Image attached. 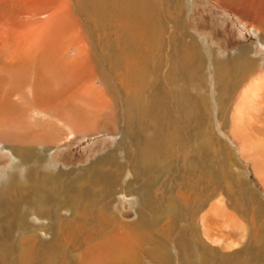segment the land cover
Instances as JSON below:
<instances>
[{
	"label": "bare ground",
	"instance_id": "obj_1",
	"mask_svg": "<svg viewBox=\"0 0 264 264\" xmlns=\"http://www.w3.org/2000/svg\"><path fill=\"white\" fill-rule=\"evenodd\" d=\"M162 1L169 3V0ZM179 3L180 0H172L171 9L173 10V5L178 6ZM36 4L39 5L25 12L26 18L14 19L13 29L9 30V34H6L8 40L0 41V50L11 51L12 55L10 59L9 53L5 54L4 61L0 63V144L7 145L11 153L23 163L34 162L41 160L43 154L49 151L43 147L47 142H54L60 137V133L54 131H62L63 127L68 125L70 127L67 128L75 132L83 129L77 127L80 124L85 127L88 122L94 125H103L101 121H104V128L122 131L120 139L122 145L130 140L128 144L133 145L135 150L132 155L129 153L125 155L130 166H121L116 158L108 155L99 158L86 168L72 171V173H77L73 175V178L76 177V179H70L74 183L71 182L69 187L67 182L70 181L64 180L62 184L67 192L52 190V194H56L58 197L54 200H47L46 197L40 198L32 214L37 219L55 221L63 207L66 206V201L60 196L75 197V200L86 196L97 205L107 207L110 199L113 200L117 195L132 196L130 194L132 191L138 193V200L141 204L140 211L142 208H151L149 204L152 203V200L146 192L149 188L157 185L160 176H163L165 172L170 174L169 169L172 171L171 166L174 162L171 160V154L167 155L166 151L173 145V142L175 146H180L183 149L191 147L193 151L190 150V153H194L197 159L204 157L203 153L211 148L206 135L203 136L201 132V127L207 119V115L210 114H207L208 109H206L209 103H206V99L202 97L186 99V96L181 93L170 91V85L176 81L180 83L185 79H189V81L201 79L196 77L207 61L204 60L203 55L202 57L198 56L193 49L192 43L195 44L197 40L192 39L190 33L180 25L181 22L178 23L176 16L171 23L173 30L168 32L166 27L163 30L166 33L162 35L161 28L163 27L159 23L158 0H40ZM42 8L45 9L43 13L37 12ZM188 8L191 9L190 3H188ZM81 19H84V22ZM114 22L117 23V26ZM3 27L0 28L3 29ZM14 27L17 28L14 29ZM112 28L123 40V46H121V51L118 47L112 48L107 53L105 50L113 46L104 47L102 44L101 47L95 45V41ZM134 33H137L138 39L133 37ZM259 34L261 35L260 32ZM84 35L92 36V48L86 44ZM196 45L198 46V44ZM249 47L242 48L230 61L220 64L214 62V58H210L212 56L210 53L208 54L209 62L214 63L213 75L222 77L220 79L223 83L217 99L222 119L223 116L231 115L230 110L234 102L230 100L232 103L223 104L220 96L237 95L242 87V82L246 79H253L252 75L257 63L252 56L253 48ZM73 49H76V54L71 59L68 54ZM129 54L135 56L132 63L127 61ZM200 57L201 59H199ZM151 61L153 64H150ZM230 68L235 71L237 69V79L230 73L227 76L224 75L225 72H229ZM113 69H121L124 72L113 73ZM17 75H26L27 78L17 80L13 84L12 80H15L13 78ZM114 75L117 76V81ZM96 82H100L103 88L96 87ZM246 82L248 81L246 80ZM26 86L30 88L28 89ZM14 97H17L18 101H14ZM43 114L47 117L44 124L35 118L36 115ZM77 115L81 117L80 123H78V118L76 119ZM55 121L60 122L62 127H56ZM194 124H198L200 127V130L197 131L199 132L198 137H193L199 142H197L198 145L189 147L190 138H192L191 129ZM72 131L69 135L73 134ZM44 132H54V134L45 135ZM252 147L254 148L244 146L242 154L245 158L255 160L258 163L255 165V170L260 172L264 168V163L261 164L257 161L258 155L261 153L257 147L255 148L254 145ZM225 153L226 151L224 155ZM225 156L223 157L227 164L225 168L228 166L232 168L235 163L236 168L244 169L239 166L238 161L233 160L234 163L231 161L228 152ZM165 158L166 161L160 163V160ZM173 168L175 170L174 166ZM125 171L132 173L133 180L121 191L122 174ZM159 171L160 174L156 175ZM69 176H71L70 173H65L59 175L58 178L65 179ZM231 176L236 177L233 183L238 192H228L227 197L229 203L237 211L230 212L226 208L216 209L215 205H210L207 195L205 197L200 195L198 204H201V210L208 209L207 215L218 214L221 210L228 215L225 223L227 222L231 227V232L226 248L231 251L227 254L228 258L232 260L225 256L226 253L221 254L220 250L208 244L207 239L200 235V229L194 220V223H189L192 225L185 228L184 232L178 231L179 234L181 233L180 238L186 235L184 243H179L180 248H178V244L174 245V249L178 253V258L174 259H178L179 263L264 264V201L252 190L249 183L240 179L238 173ZM261 179L264 182V177ZM191 184L188 186L193 188L195 180ZM229 187L234 189L231 185L227 188ZM42 195L47 196L48 192H44ZM152 198L154 201L157 199L154 194H152ZM2 199L6 200L3 197L0 198V247L5 239L12 237L13 224L23 222L24 229L29 228L20 216H14L15 211L20 209L14 205L15 202L8 204ZM162 200L160 199V201ZM160 201L155 202L157 204ZM238 202L246 203L247 207L249 206L253 210L258 221L262 222L260 228L255 229L256 234L252 238L251 244H249L248 238L250 236H246V229L234 226V222L238 221L244 213V209L242 210L238 206ZM231 205L229 208H232ZM147 218L152 221L158 216L139 214V221L134 227L137 229L135 230L137 235L134 236L142 240L148 238L159 261L163 260L174 264L173 253L170 254V247L168 248L169 244L158 235L155 236L152 231L154 228L152 222L145 221ZM177 219L179 220V217ZM148 223L149 226L146 227ZM173 228L169 229L171 235L177 231ZM180 238L179 241L182 240ZM126 242L128 244H123L122 254L112 258V254L109 253L108 260L102 256V260L105 258L104 263L106 261L105 264H116V261H119V264H135L138 259L134 260L132 255L137 251L132 246L133 243L128 239ZM50 248V251L46 250L41 257L38 256V264H52L56 261L55 253L57 251L54 252L52 247ZM10 252L12 253V250ZM1 255L8 256L9 260L13 259L12 254L5 253L2 248H0V259ZM186 257L187 259H185ZM87 262L81 263L86 264ZM93 263L95 264V262ZM161 263L163 262L161 261Z\"/></svg>",
	"mask_w": 264,
	"mask_h": 264
},
{
	"label": "rangeland",
	"instance_id": "obj_2",
	"mask_svg": "<svg viewBox=\"0 0 264 264\" xmlns=\"http://www.w3.org/2000/svg\"><path fill=\"white\" fill-rule=\"evenodd\" d=\"M39 1L40 0H0V25L4 26L3 29L0 28V41L8 40L6 34H9L13 29L12 25L14 24V19L18 20L21 17L26 18L24 16L25 12L38 6L39 4L36 3H39ZM158 1L160 6V12L158 14L159 23L161 27H163L161 28L162 35L166 33L163 31L166 27L168 32L173 30L171 28V23L176 18L178 23L181 22V24H179L190 33L192 39L197 40L195 44L192 43L196 54L201 57L203 55L204 60L206 59L207 61L202 69L199 70V74L196 77L201 78L200 80L189 81V79H185L180 83L176 81L170 85L171 88L168 83L167 85L171 92L176 91L181 93V95L186 96V99H188V97L191 99L202 97L206 99V103H209L206 109H208L207 114H210L207 115V119L201 127V132L203 136L206 135L211 148L205 151L206 153H203L204 157L198 159L195 157L194 153H190V150H192L190 145H198L197 142H199L193 139L194 136L198 137L199 132L197 131L200 130L198 124H194L195 127L193 126L191 129L193 132L191 131L192 138H190V148L183 149L180 146H175L173 142V145L166 151L167 155L171 154V160L174 162L171 166L172 171L169 169L170 174L165 172L163 176H160L157 185L153 188H149L146 192L147 196L152 200V203L149 204L151 208H142V211H140L141 204L138 200V193L134 191L130 192L132 196L125 197L124 195H117L113 200L110 199L109 206L107 207H103L99 204L97 205L96 202H93L86 196H82L79 200H75V197L65 198L60 196V198L66 201V206L63 207L58 216L62 219L58 217L55 221L51 219H37L36 216L32 214V211L36 209L39 199L42 197H46L47 200H54L57 198L58 196H56V194H52V190L56 192L60 190L62 192H67V189L65 190L62 184L64 180L70 181V179H76V177L73 178V175L77 173H72V171H79L82 168H86L99 158L108 155H112L116 158L121 166H130V162L125 155L128 153L132 155L135 150L133 145L128 144L130 140L126 143L127 145H122L120 143L122 131L113 128H104V121H101L103 125H94L88 122L89 125L87 123L86 127L83 126V124L79 126L76 124L77 127L83 129L75 132L67 128L70 127L68 125L67 127H63L62 131H54L60 133V137L58 140L51 143L47 142L45 146H43L49 149L48 152L43 154V158L36 161L38 163L35 165H33V162L24 163L30 165L27 184H21L13 178L11 184L6 189H0V198L3 197L6 199H2L3 202L8 204H13L15 202L14 205L20 209L15 211L14 216H20L29 227L24 229L23 222L12 225L14 227V229H11L13 234L12 237L5 239L0 248H2L5 253L9 255L12 254L13 259L9 260L8 256L1 255V259L3 260L0 259V264H10V262H12V264H38L37 261L39 257H41L46 250L50 251V247H52L54 252L57 251L55 253L57 262L55 261L56 263L54 262L52 264H82L83 262H87V260L88 264H94L93 262H95V264L99 262V264H103L105 258L103 257L104 259L102 260V256H105L106 260H108L107 256L109 253L110 255L112 254V258L123 253L124 249H122V247L123 244H128V242H126L127 239L133 243L132 246H134L136 249L135 251H137L132 255L134 260H136V258L138 259L136 262L137 264H169L163 260H161L163 263L159 261L148 238L142 240L134 236L137 235V231H135L137 229L134 227L137 225V221H139V214L145 216H158V218H153L152 221H150V218H147L145 221L149 223L152 222V226L154 227L152 231L155 236L157 237L158 235L169 244L168 248L170 247V254L173 253L172 258L174 264H181L178 259H174L178 258V253L177 250L174 249V245L175 243L178 245L179 243H184L186 235L180 238V234L185 231V228L191 226L192 224L189 223H194V220L200 229V235L207 239L208 244L220 250L221 254H227L231 253V251L226 248V245L229 243L228 236L231 232V227L227 222L225 223L228 215L223 212V210L218 214L207 215L208 213L206 212L208 209H203L205 210L203 211L201 210V204H198L200 195H204V197L207 195L210 205H215L216 209L226 208L228 211L233 212L236 208L229 203L227 193L232 191L233 193L238 192V189L233 183L236 177L231 176L238 173L240 179L249 183L252 190L264 201V182L261 179V177H264V168L261 170L262 172H256L255 165L258 163L253 159L245 158L242 154V148L244 146H249L253 149L254 147L252 146L254 145L261 153H259L260 155H258L257 161L261 164L264 163V0H190L189 2L188 0H180L179 5H176L177 7L173 5V10L170 5L172 0H169V3L163 2L162 0ZM188 3H190V10L189 8L187 9ZM72 5H74V2H72ZM44 10L45 9L42 8L37 12L43 13ZM81 21L84 22V19H81ZM115 25L117 26V23H115ZM5 27L9 29L7 30ZM16 28L17 27H14V29ZM101 36L97 38L98 40L95 41V45L101 46L103 44L102 46L104 47L113 46L105 50L107 53L112 48L119 47V51L122 50L121 46H123V40L119 37L114 28ZM134 36L138 39L137 33H134L133 37ZM84 37L86 44L89 45V48H92V36L84 35ZM196 44H198L199 47ZM245 47L253 48L252 56L253 59H256L257 65L252 75L253 79H246L248 82H246V80L242 82V87L237 92V95L233 94V96L230 97L225 95L224 97L222 95L220 96L222 97L223 104H230L232 103L231 101L234 102L230 110L231 115L229 114L230 116L228 115V117L223 116L222 119L221 110H219L220 108L217 102L219 98V89L222 87L223 83L221 81L222 77H220V79L213 75L214 63L212 64L209 62L208 54H211L212 57L210 58H214V62L220 64L221 62L230 61L239 50ZM6 52V50H0V63L4 61L8 53L11 59V51ZM74 54H76V49L70 50L68 57L72 59ZM201 57L199 59H201ZM134 59L135 56L132 54H129L127 57V61L131 63ZM150 64H153V61H151ZM236 71L230 68L229 72H225L224 75L227 76L228 73H230L232 76L235 75V79H237L238 73H236ZM112 72L120 74L124 71L121 69H113ZM114 76L117 81V76ZM25 78H27L26 75H17L13 78L15 80H12V83L14 84L15 81ZM120 78H122V76H120ZM30 85L29 83V86ZM29 86L26 87L29 89ZM95 86L103 88L100 82H96ZM13 99L14 101H18L17 97ZM35 118L44 124L47 117L43 114L36 115ZM77 118L78 123H80L81 117L77 115L76 119ZM234 119L236 120L234 121ZM55 126L59 128L62 127V124L55 121ZM70 131L73 132L72 135H69ZM54 132H44V134H54ZM225 151L226 153L228 152L233 163V160L238 161L239 166L244 169L236 168L235 163L232 168H229V166L225 168L227 166L225 159H223V157H226V153L224 155ZM13 157L16 156L11 153L10 148L7 145L0 144V166L11 164ZM47 161L49 170L42 171V165ZM165 161L166 158L160 160V163H164ZM65 173H70L71 176L65 179L58 178L59 175ZM158 174H160V171L156 175ZM122 176L121 191L122 188L126 187L128 183L133 180L130 171H125ZM194 180V187L191 188L188 185H192L191 183H194ZM71 182L72 180L67 182V186L70 187ZM229 185L233 186L234 189L231 187L227 188ZM44 192H48V195L43 196L42 193ZM152 194L157 198L155 201H160V199L163 200L156 204L152 198ZM229 205H231L232 208H229ZM238 206L242 210L244 209V213L240 216V220L237 218L238 221L234 222V226L236 228L246 229V236H250L248 238L249 244H251L252 238L256 234L255 229H259L262 222L258 221L255 213L249 206L247 207L246 203L238 202ZM178 217L179 220L177 219ZM149 223L146 227L149 226ZM53 225L54 227H52ZM172 226L175 227L173 228ZM170 228L177 230L175 234L171 235L169 231ZM178 231L181 233L179 234ZM179 238L183 241H179ZM180 246L181 245H179L178 248H180ZM10 250H12V253ZM126 253L129 252L126 251ZM225 256H227V258L229 257L228 254ZM185 259H187V257ZM228 259L232 260L230 258ZM116 264H119V261H116Z\"/></svg>",
	"mask_w": 264,
	"mask_h": 264
},
{
	"label": "clouds",
	"instance_id": "obj_3",
	"mask_svg": "<svg viewBox=\"0 0 264 264\" xmlns=\"http://www.w3.org/2000/svg\"><path fill=\"white\" fill-rule=\"evenodd\" d=\"M38 162L34 161L33 165ZM30 165L24 164L18 157H13L9 165L0 166V189H6L15 178L21 184H27ZM48 161L42 165V171H48Z\"/></svg>",
	"mask_w": 264,
	"mask_h": 264
}]
</instances>
